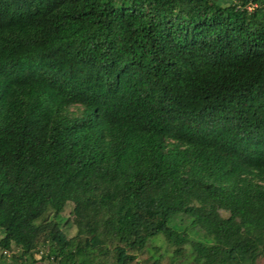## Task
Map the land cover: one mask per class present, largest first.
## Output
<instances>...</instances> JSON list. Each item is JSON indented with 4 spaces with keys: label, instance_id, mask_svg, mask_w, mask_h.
Masks as SVG:
<instances>
[{
    "label": "trees",
    "instance_id": "16d2710c",
    "mask_svg": "<svg viewBox=\"0 0 264 264\" xmlns=\"http://www.w3.org/2000/svg\"><path fill=\"white\" fill-rule=\"evenodd\" d=\"M159 236L264 257V0H0V251L142 264Z\"/></svg>",
    "mask_w": 264,
    "mask_h": 264
},
{
    "label": "rangeland",
    "instance_id": "374dc122",
    "mask_svg": "<svg viewBox=\"0 0 264 264\" xmlns=\"http://www.w3.org/2000/svg\"><path fill=\"white\" fill-rule=\"evenodd\" d=\"M72 204H68L63 212L64 217L71 219L72 217ZM188 220H185L187 223ZM74 229H69V234H72ZM148 248L152 251L156 250V254L162 255V260L160 264H191L190 257L188 254V250L186 251L183 257H179L178 260H174L173 257V247L169 245L162 236L157 237L155 240L149 243ZM145 249L143 253L137 256V260H139L142 264H151L152 259L150 260V251L149 249ZM37 260V259H36ZM107 264L110 262V259L105 261ZM257 264H264V257H259L257 259Z\"/></svg>",
    "mask_w": 264,
    "mask_h": 264
},
{
    "label": "built area",
    "instance_id": "2783aa9c",
    "mask_svg": "<svg viewBox=\"0 0 264 264\" xmlns=\"http://www.w3.org/2000/svg\"><path fill=\"white\" fill-rule=\"evenodd\" d=\"M256 5L255 4H249L247 5V9L248 10H252ZM14 252V250H8V249H4L2 251H0V253L3 255V260H4V264H10L12 262V253ZM41 253L42 250H40L38 253L35 254V258L37 260H40L41 258Z\"/></svg>",
    "mask_w": 264,
    "mask_h": 264
}]
</instances>
